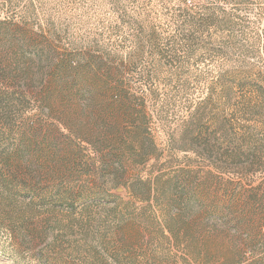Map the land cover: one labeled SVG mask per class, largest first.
I'll return each instance as SVG.
<instances>
[{"label": "rangeland", "instance_id": "rangeland-1", "mask_svg": "<svg viewBox=\"0 0 264 264\" xmlns=\"http://www.w3.org/2000/svg\"><path fill=\"white\" fill-rule=\"evenodd\" d=\"M0 264H264V0H0Z\"/></svg>", "mask_w": 264, "mask_h": 264}]
</instances>
